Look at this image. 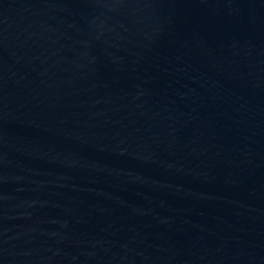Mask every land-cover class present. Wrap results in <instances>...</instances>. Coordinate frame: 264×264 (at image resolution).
<instances>
[{
  "label": "water",
  "instance_id": "1",
  "mask_svg": "<svg viewBox=\"0 0 264 264\" xmlns=\"http://www.w3.org/2000/svg\"><path fill=\"white\" fill-rule=\"evenodd\" d=\"M0 264H264V0H0Z\"/></svg>",
  "mask_w": 264,
  "mask_h": 264
}]
</instances>
